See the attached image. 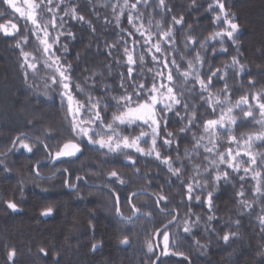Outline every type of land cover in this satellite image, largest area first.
Returning <instances> with one entry per match:
<instances>
[{
  "label": "trees",
  "instance_id": "obj_1",
  "mask_svg": "<svg viewBox=\"0 0 264 264\" xmlns=\"http://www.w3.org/2000/svg\"><path fill=\"white\" fill-rule=\"evenodd\" d=\"M61 1L60 13L64 27L59 28L63 33H74L75 37L67 35L60 37V44L67 46V51L63 53L64 61L73 66L71 74L73 84H81L85 88V93L91 91L95 96H111L122 91L119 88L120 75L123 73L125 77L127 76V61L124 54L126 46L129 51L134 52L137 61L140 55L146 56L143 68L145 73L149 68H153L151 56L147 54L146 49L140 47L143 38L133 25L128 23V13L134 12L131 9L132 4H137V8L152 11V16L144 19L156 20L165 30L173 28L176 43H169V47L165 48L172 52L178 61L183 55L184 60L181 62L185 68L186 60L194 58L199 51L206 61L202 67L203 79L207 81L212 71L220 69V76L226 79L220 80L219 77L214 79L209 90L213 95L224 94L221 90L227 84L229 86L227 94L234 103L244 95L251 99L253 93L264 89V0H222L229 18H233L239 24V29L234 34L236 43L233 44L226 38L223 45L206 40L218 28L214 17L219 13V9L215 6L214 0H165L166 9L157 7L159 0L145 4L146 9L138 0H129L128 7L124 8L123 13L119 6H123L125 0ZM209 5H212V9ZM72 8H76V14L83 16L85 22L71 19ZM117 16L120 17L119 21L116 19ZM173 17L182 18V26L175 25ZM4 24H16L17 31L12 35H6L0 27V152L6 151L13 138L20 133L28 136L25 143L30 145L37 137L51 145H62L71 138V117L65 118L66 102L62 105L55 90H50L51 98L42 95L45 91L42 62L38 64L41 68L38 74L34 75L32 70H28L27 83L31 87L25 83V70L21 68V62H17L22 49H31V54L34 53L36 57L43 52V48L39 47L37 39L33 38L30 24L16 17L8 6L0 4V26ZM130 32L134 35H129ZM25 36L27 40L24 39ZM189 36L196 44L187 50L185 41ZM137 39L139 44L134 46L133 41ZM202 41H206L208 45L203 50L200 49ZM109 45H117L112 49L111 55ZM220 46L227 51L217 50ZM233 57H236L239 64L244 65L242 73L238 74L236 67H230L231 69L228 67L230 70H226L225 65H231ZM117 60L120 64L116 63ZM141 71L137 64L135 72ZM148 83L151 84L150 75ZM105 84L111 89L107 94L102 91ZM176 84L179 89L183 80H176ZM188 87H192L191 82ZM195 87L198 93L199 85ZM177 94H180L179 90ZM208 94L205 92L204 96L207 97ZM185 96L191 105H196V110L201 116L198 121L200 128H191L186 136L179 139L178 145L173 144L172 149L164 151L163 155L175 158L178 146L179 156L183 158L184 149H189L192 161L191 163L187 159L184 161L183 173L184 182L187 183V177L193 174L192 165L208 167V162L203 159L206 155L203 148L198 150L200 156L191 151L194 144L192 133L196 132L199 137L203 134V120L219 116L217 109L215 114H212V109L208 108L206 102L201 101L196 93L189 95L185 91ZM180 110L183 111L182 108ZM193 110L190 107L189 114ZM111 111L112 109L109 110V115ZM240 115L241 112L236 113L237 117ZM169 117L171 122L168 131L177 132L187 123V120L178 121L174 113H169ZM238 125L233 126L232 133L238 138L244 133L243 139H247L248 133L258 131V125H254L252 121L242 124L238 120ZM139 130L137 128L134 134H138ZM227 135L221 133L223 146L220 147V151H225L229 147ZM85 145L86 141L82 143V151L77 153L76 157L62 158L63 162L49 160L40 163L36 170L41 175H52L57 169H69L68 173H57L42 180L33 172L37 161L47 159L42 145H36L32 153L24 149H14L3 158L6 162L0 165V264H152L157 254L153 242L155 229L160 227L162 222L171 220L175 213L178 221L173 223L171 228L165 229L170 233L176 232L178 226L182 233L185 219L195 221L199 216L200 223L191 234L174 237L178 245L175 247L170 245L168 255H162L163 236L159 234L161 255L156 264L189 262L264 264V232L261 231L257 219L258 216L264 215L262 211L264 200L256 198L249 178L243 182L244 196L236 195L242 190L240 176L245 175L242 170L236 174L223 164L219 169L209 168L208 173L198 177L202 182L207 180L209 186L204 191L196 190L195 195L201 196L203 201L209 191L214 194L213 210L209 211L202 201L197 202L194 197L191 201L187 200L186 189L181 181L170 176L167 166L161 165L154 156H141L128 150L126 154L138 160L133 168L125 159V153L106 157L104 155L106 149L99 150L98 146ZM141 146L148 148L150 138L149 143H142ZM255 148L259 151L264 150L260 145H256ZM242 159L244 161V158ZM180 166L179 161L174 162V167ZM4 167L9 171H3ZM136 169H139V172L134 174ZM111 171H116L126 183L120 184L115 178H109L107 174ZM224 171L230 173L229 180L227 182L221 180L216 184L213 177L217 172ZM66 174L70 184H74L77 176H82L84 180H78L77 187L69 190L68 188L72 187L66 188L64 185ZM136 190L147 191L151 195L138 194L129 204L127 197ZM113 191L119 194L123 216H132L131 205L138 209L130 223L117 217ZM159 195L168 198L167 207L173 210L168 216H164L156 207L155 202ZM241 199L247 200L252 207L242 208L239 203ZM8 200L17 203L16 211L7 208L5 201ZM48 206L53 208L52 213L47 216L41 215ZM160 207H164V202H161ZM189 208L192 210L190 215ZM147 213L152 214L151 218L145 215ZM210 215L216 218L208 222L207 217ZM236 221H239V226ZM206 223L215 231L206 232ZM226 232H234L237 235L225 243L222 237ZM125 237L129 242L122 244L121 240ZM149 239L153 243L155 255L147 251L146 242ZM195 241H199L201 245L207 244V250L202 251L196 246ZM93 244H96L95 249L92 247ZM40 248H44L47 255L41 253ZM9 250L15 251L12 260L8 259ZM179 252H183L184 256L173 254Z\"/></svg>",
  "mask_w": 264,
  "mask_h": 264
},
{
  "label": "snow or ice",
  "instance_id": "obj_2",
  "mask_svg": "<svg viewBox=\"0 0 264 264\" xmlns=\"http://www.w3.org/2000/svg\"><path fill=\"white\" fill-rule=\"evenodd\" d=\"M27 5V10H23L21 7H18L14 0H0V4L13 8L16 13H19L22 17L26 16L27 21L31 22L32 34L36 35L39 39V44L43 48V52L39 56L33 57L36 60L35 63L29 62L30 53L24 52L21 50V55L24 57V63L20 66L23 68L25 75V83L28 87V70H32V73L38 74L41 71V68L38 67V64H41L44 70V89L42 93L46 98H51L50 90H55L57 95L61 99L62 105L64 102L67 104L66 119L71 117L70 120V136L71 138L66 140L62 145H51L45 143L37 137L33 143H25V134H19L18 141L13 139L12 146L4 152H0V165L5 164V159L9 153L14 149H24L28 153L34 151L36 145H42L43 150L46 152V158L51 161L63 162L62 158H72L76 157L77 153L82 151V143L86 141V145L98 146L99 150L106 149L104 153L106 157L113 155H120L121 153H127L128 150H132L133 153H138L141 156L152 157L160 162L161 165L167 166V170L170 176L175 177L181 181L182 186L186 189V198L191 201L193 197L197 202L202 201V197L195 195L196 190L204 191L209 185L208 181L204 180L203 182L198 177L202 176L204 173H208L209 168L219 169L221 165L226 164L233 173L239 174L241 171V163L237 162L241 157H247V167H243V172L245 175L240 176V181L242 182V190L237 192L236 195L239 197L244 196L243 191V182L248 178V174L251 172V179L256 182L253 192L257 199L264 200V172L256 171V166H264V152H252V147L254 144H264V89H261L257 93L251 95V100L255 101V104L249 103V97L247 95L241 96L239 99L232 103L230 98L224 97L220 98V94L217 93L215 96L209 91L213 85V81L216 77H219L220 80H225L226 77L220 76V69H216L211 72V75L207 77V81L202 78L204 73L202 72L203 64L206 62L205 59L201 56V53L198 51L194 58L188 59L186 61L187 67H184V63L181 61L184 60V56L181 55L180 61L173 57V53L169 52L164 45L165 44H175L176 40L174 38L173 28L169 27L167 32H161L158 34L157 42L152 43L153 33L149 30L147 35H145V30L143 25L136 27V19L138 17L134 16L132 12L128 13L127 19L128 23L133 25L136 28V32L140 33V37L143 38V44H140L141 48L147 50V54L151 56V62L153 68H149L147 73L143 71L146 56L140 55L137 61L134 52L129 51L128 47L124 48V54L127 61V76L123 73L120 75V85L119 88L122 90L118 95H102L95 96L92 95L91 91L85 93V88L79 83L73 84L72 80V71L73 66L71 64L65 63L63 53L67 51L66 45L60 44V37L67 35L72 38L74 33L61 32L56 37H52L48 32L49 25L55 30L57 27L55 14H53L52 20L43 19L44 13L42 9L47 8L48 12H52V8L48 7L52 3V0H48V5L43 3V0H40V3H34L33 0H24ZM141 0H138V3ZM143 3L147 4L148 0H142ZM214 3L219 8V13L214 17V22L221 21L226 26L220 31L214 32L210 39L215 40L220 38V43L223 45L224 38L227 37L229 41L233 44L236 43L235 33L239 29V24L235 22L233 18H229V13H227L225 8V3L222 0H214ZM118 6V5H117ZM114 6V7H117ZM59 7V5H58ZM121 7V12L123 13L124 8L128 7L127 0L125 4ZM159 7L166 9L165 0H159ZM137 4H132L131 9L135 10ZM209 8L212 9V5H209ZM40 11V14L37 15V11ZM71 19L79 20L85 22L83 16H78L76 14V8L71 10ZM170 11V9H167ZM119 21L120 17H116ZM42 20L43 24L38 21ZM173 22L175 25H181L183 19H176L173 17ZM3 27V26H0ZM16 24H11L13 30L16 29ZM60 27H64L63 18H61ZM157 28L160 27V24L157 23ZM6 34L7 29H4ZM27 31V29H26ZM45 33L44 37H40V32ZM95 31V29H93ZM124 31V29H121ZM129 35H134L130 32ZM27 40V36L24 38ZM208 38H206L207 40ZM51 41V42H49ZM139 44V39L133 41V45ZM196 41L191 37H187L185 41V48L190 50L191 47H194ZM19 47V43L17 44ZM206 41L200 42V49L203 50L207 47ZM55 47V51L53 48ZM117 45H109V55H111L112 49L116 48ZM39 51V48L37 49ZM216 51L215 49L213 50ZM220 51L226 52L227 49L221 48ZM60 53V54H58ZM164 59H161V57ZM117 64H120V61H116ZM141 67L142 71L140 73L135 72V66ZM199 65V67L197 66ZM225 67H237L238 74L244 71V65L239 64V61L236 57L232 58L231 65H225ZM164 70H159V69ZM184 69L183 71L181 69ZM154 69H156L154 71ZM150 75L151 84L148 83V77ZM175 77V79H174ZM140 80L138 83L137 80ZM182 79L183 84L177 88L176 80ZM189 82L192 83V87L189 88ZM251 84L252 81L250 80ZM196 85H199V92H196ZM179 90L180 94H177ZM102 91L104 93H109L111 91L110 86L105 84ZM185 91L188 94L196 93L200 96L201 101H205L208 108L212 109V114H215L216 109L220 108V115L215 119H206L203 120V129L199 137H197L196 132L192 133V140L194 144L191 151L196 153L197 156H200L201 153L198 151L200 148L204 149L206 155L203 156V159L208 162V167L201 168L200 164L192 165L193 174L187 177V183L184 182V161L187 159L189 163L192 161L191 154L188 148L184 149V157L179 156V148L177 146V156L172 158L170 156H164V151H169L172 149L173 144L178 145V141L181 137L186 136L191 128L199 129L200 125L198 121L201 119V116L196 110V105H191L186 96ZM229 86L225 84L224 89L221 92H228ZM208 92V96L205 97L204 93ZM75 93V95H74ZM82 97V98H77ZM225 105H230L224 107ZM244 106H247V110H244ZM194 110L189 114V108ZM183 109L181 112L180 109ZM112 109L111 115H109V110ZM235 110H239L242 113V117H237L233 115ZM258 110V118L256 116ZM169 113H174L178 121L187 120L186 124H183L177 132L168 131V126L170 124ZM239 123L247 124L249 121H252L254 125H259V131L248 133L247 139H243L244 133H241V137L238 138L236 135L232 134L234 132V125ZM139 128L138 134L136 129ZM127 133V134H125ZM221 133H227V142L229 147L225 151H220L222 147L221 143ZM207 137L208 145L203 143ZM148 148L142 147V143H149ZM258 142V143H257ZM85 145V146H86ZM232 145L236 146L234 151ZM53 148L55 150L53 151ZM209 156H214L218 158L209 159ZM259 157V160L257 159ZM125 159L129 161L130 167H135V164L138 163V160H134L132 155H125ZM179 161L180 167H174V162ZM37 166H40V161H37ZM3 171H9L7 167L3 168ZM69 169H57V173H68ZM139 169L135 170V173H138ZM54 173L53 175H55ZM109 178H115L120 184H125L126 181L121 179L116 171H111L108 174ZM147 175V174H145ZM36 176L39 179H44L39 171H36ZM230 178V173L224 171L223 173L217 172L213 177V181L218 184L221 180L227 182ZM77 180H83V177L77 176ZM65 186H70L75 189L77 186L70 184L68 179L64 180ZM23 185V181H21ZM21 191L23 188L21 187ZM113 195L116 196L115 202V211L118 216L124 222L130 223L132 221V216H122L121 213V201L119 194L113 191ZM139 193L129 194L127 201L129 204L132 203L133 197ZM213 199L214 194L212 191L207 193V198L203 199L202 203L206 204L209 211L213 210ZM161 202H164V207H160ZM255 202V201H254ZM7 208L12 211L18 209L17 203L8 200L5 201ZM157 209L164 215L168 216L171 214V211L167 207L168 198L164 195H159L156 199ZM242 208H250L252 205L247 201L241 199L239 201ZM53 208L48 206L45 208L41 215L47 216L51 214ZM191 208L188 209V215L191 214ZM264 211V209H262ZM138 212V209L133 205V215ZM151 218V213L145 214ZM215 216H208L207 221L211 222L214 220ZM261 231L264 232V215L257 217ZM178 221V216L172 215L171 220H168L166 223H161L160 227L156 228L155 231L157 234H162L163 236V253L162 255H168L170 252V245L175 247L178 245V241L174 237L182 234H191L193 229L198 227L200 223V217L197 216L195 221L190 219H185L183 222V231H179V226L176 232L170 233L165 229L172 227L173 223ZM237 226H239V221H236ZM206 232H214L215 229L209 227V224L205 225ZM237 234L234 232H226L222 239L225 243L230 242V239ZM219 238V237H218ZM128 238L125 237L121 240L122 244H127ZM147 251L155 255L154 246L149 239L147 242ZM197 247L202 251H206L208 245H201L199 241H195ZM95 249L96 244L92 245ZM39 251L47 255L44 248H40ZM176 255L184 256L183 252L173 253ZM15 256L14 250H9L8 259L12 260ZM187 259V257H185ZM152 264H156V261H153ZM191 264V262H189Z\"/></svg>",
  "mask_w": 264,
  "mask_h": 264
},
{
  "label": "rangeland",
  "instance_id": "obj_3",
  "mask_svg": "<svg viewBox=\"0 0 264 264\" xmlns=\"http://www.w3.org/2000/svg\"><path fill=\"white\" fill-rule=\"evenodd\" d=\"M40 0H33V2L34 3H40L39 2ZM106 1V0H105ZM127 1H129V0H127ZM151 1H154V0H148V2H151ZM61 0H52V3L50 4V5H48V0H43V3L45 4V5H48V7H51L52 8V12H48L47 11V8H44V9H42V11H43V13H44V16H43V19H46V20H52V18H53V14H55V19H56V24H57V27L55 28V30L49 25V27L51 28L50 30L48 29V32H49V34L52 36V37H56L57 35H59L62 31H61V28H59V24L61 23V18H62V15H61V11H60V7H61ZM14 3L18 6V7H21L23 10H27V5L25 4V2H24V0H14ZM55 3V4H54ZM128 3H130V2H128ZM141 4H142V6H145V3H143L142 2V0H141V2H140ZM139 3V4H140ZM215 4V3H214ZM58 5H59V7H58ZM147 6V5H146ZM146 6H145V9H146ZM215 6H216V4H215ZM157 7L158 8H161V7H159V3L157 4ZM216 7H218V6H216ZM9 8V10L12 12V13H14V15L16 16V17H18V18H20V19H22V20H24L25 22H27V23H29L30 24V26H31V28L33 27L32 25H31V22L30 21H27V19H26V16L25 17H22L19 13H16L15 12V10L13 9V8H10V7H8ZM219 9V8H218ZM40 11L41 10H38L37 11V15H39L40 14ZM133 14H134V16H136V17H138L137 19H136V27H140V25H143V29L145 30V35H147V32L150 30L152 33H153V37H152V43L154 44V43H156L157 42V37H158V34L159 33H161V32H167V30H165L162 26H161V24H160V27L159 28H157L156 27V25H157V21L156 20H151V18L150 19H144V17H146V18H148L149 17V15L150 16H152V11L150 10V11H148V10H143V9H141V7H139V8H137V9H135L134 10V12H133ZM222 20H223V17L221 18V21H216V23H217V25H218V28H217V31H220L221 29H223V28H225L226 26L222 23ZM39 23H41V24H43V21L42 20H40V21H38ZM3 27H1V31L4 33V34H6L5 33V31H4V29H7V32L8 33H10V34H6V35H12V34H14L17 30V28L15 29V30H13L12 28H11V24H4V25H2ZM48 27V28H49ZM134 29H136V28H134ZM30 32H32V29H30ZM216 32V31H215ZM44 35H45V33L43 32V31H41L40 32V37L41 38H43L44 37ZM211 37V36H210ZM210 37L208 38V41L210 42V43H216V44H218V45H221V43H220V38H217V39H215V40H212V39H210ZM33 38H35V40L37 39V41H38V43H39V39L37 38V36L36 35H34L33 36ZM227 37H225L224 39H226ZM49 42H51V41H49ZM26 46V45H25ZM36 46H37V44H36ZM39 47H41L40 46V44L38 45ZM164 47H169L168 46V44H165L164 45ZM38 48V47H37ZM222 47L220 46L217 50H220ZM23 50V49H22ZM24 52H28V53H30V56H29V62H33V63H35L36 62V60H34L33 59V57H35L34 55V53H33V55L31 54L32 52H31V49H29V50H27V49H25V50H23ZM34 51V50H33ZM40 55V54H39ZM20 59L17 61V62H21L20 63V65L22 64V63H24V57L21 55V53H20V57H19ZM188 60V59H187ZM186 60V61H187ZM232 61V60H231ZM42 62V61H41ZM187 64V63H186ZM198 67H199V65H197ZM230 68V67H229ZM228 67H227V69L226 70H230ZM237 68V67H236ZM162 69V68H161ZM238 69V68H237ZM162 70H164V69H162ZM164 71H166V70H164ZM238 72V71H237ZM257 92H259V91H257ZM256 92V93H257ZM224 94H221L220 95V98L221 99H223L224 97H230L228 94H227V92H223ZM213 96H215V95H213ZM231 99V98H230ZM232 102V101H231ZM233 103V102H232ZM235 103V102H234ZM249 103L250 104H255V101H252L251 99H249ZM228 106H230V105H225L224 107H228ZM244 110H247V106H244ZM217 111H218V116L220 115V108H217ZM238 113V112H240L239 110H235L234 111V113H233V115H236V113ZM237 115H239V114H237ZM241 115H242V113H241ZM240 115V117H242ZM256 116H257V118H258V110H257V113H256ZM258 131H259V125H258ZM14 139V138H13ZM13 141V140H12ZM18 141V140H17ZM12 143V142H11ZM203 143L205 144V145H207V146H210V145H208V140H207V137H205V140L203 141ZM258 143V142H257ZM11 145V144H10ZM257 144H254L253 145V147H252V152L255 154V153H257V152H264V150H258L257 148H255V146H256ZM260 146H261V148L262 149H264V144H259ZM233 149H234V151L236 150V146L234 145V147H233ZM213 158H218V157H214V156H209V159H213ZM242 158H244V161H247V157L245 158V157H241V159L239 160V161H237V162H240L241 163V170L243 169V167H247L248 165H247V163H244V161H243V159ZM257 159L259 160V157H257ZM225 165V164H224ZM256 171H262V172H264V166H256V169H255ZM243 171V170H242ZM251 172L248 174V178L251 180V183H252V187L254 188L255 187V184H256V182L254 181V180H252L251 179ZM44 176H47V175H44ZM77 179V178H76ZM75 179V180H76ZM74 184H75V182H74ZM175 215V214H174ZM123 216V215H122ZM155 233V232H154ZM158 241H159V239H158ZM154 246H155V244H154ZM158 246H159V243H158ZM156 249V248H155ZM160 249V248H159ZM160 255H161V251H160Z\"/></svg>",
  "mask_w": 264,
  "mask_h": 264
},
{
  "label": "water",
  "instance_id": "obj_4",
  "mask_svg": "<svg viewBox=\"0 0 264 264\" xmlns=\"http://www.w3.org/2000/svg\"><path fill=\"white\" fill-rule=\"evenodd\" d=\"M21 134V133H20ZM23 134H25V133H23ZM18 137H19V134L18 135H16L15 137H14V139H17L18 140ZM25 137H28L26 134H25ZM12 146V143H11V145H10V147ZM9 147V148H10ZM47 161H49L48 159H46V160H44V161H40V163H42V162H47ZM37 169V163L34 165V167H33V172L35 173V175H36V170ZM56 174H57V171L55 172ZM55 174V175H56ZM55 175H47V176H44V175H42L44 178H49V177H53V176H55ZM80 177H82V176H80ZM66 179H68V174H66ZM83 180H84V178H83ZM77 182H78V180L76 179L75 180V184L74 185H77ZM65 185V184H64ZM66 188H68V186H65ZM69 190H73V188H68ZM132 193H139V194H147V195H151L149 192H147V191H143V190H136V191H133ZM131 193V194H132ZM136 196V195H135ZM115 201H116V196H115ZM131 207H132V209H133V206L131 205ZM115 213H116V211H115ZM117 215V214H116ZM175 215L177 216V214L175 213ZM135 215H133L132 214V217H134ZM117 217L119 218V219H121V217L120 216H118L117 215ZM158 236H159V234H157L156 233V231H155V233L153 234V242H154V244H155V248H156V251H157V254H156V257L154 258V260L153 261H156V263H157V261H158V259H159V257H160V249H159V246H158Z\"/></svg>",
  "mask_w": 264,
  "mask_h": 264
}]
</instances>
